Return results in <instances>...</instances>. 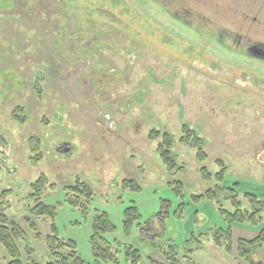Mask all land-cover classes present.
Here are the masks:
<instances>
[{"label": "rangeland", "instance_id": "1", "mask_svg": "<svg viewBox=\"0 0 264 264\" xmlns=\"http://www.w3.org/2000/svg\"><path fill=\"white\" fill-rule=\"evenodd\" d=\"M180 1L0 0V211L26 234L16 243L23 264L47 262L49 235L92 264L98 214L115 225L102 235L121 264L129 245L138 264H247L235 242L264 222H227L220 208L232 212L235 196L217 186L248 208L244 193L264 195V92L253 82L264 64L204 28L264 42V0ZM178 5L206 23L182 24L168 11ZM163 134L171 171L157 151ZM41 176L53 218L30 211ZM130 206L139 217L126 235ZM263 258L264 246L254 256ZM9 261L0 245V264Z\"/></svg>", "mask_w": 264, "mask_h": 264}, {"label": "trees", "instance_id": "2", "mask_svg": "<svg viewBox=\"0 0 264 264\" xmlns=\"http://www.w3.org/2000/svg\"><path fill=\"white\" fill-rule=\"evenodd\" d=\"M180 3V0H177ZM30 63V61H28ZM155 135L153 133L149 136V138H153ZM187 140V139H186ZM163 141L166 143V146L160 143L157 147V151L159 152L166 168L168 171H171L173 168L175 169L177 163L174 161V158L171 157L170 151V137L167 134H163ZM197 141V140H196ZM199 141V140H198ZM197 157L199 159H204L205 153L202 151L201 145H198ZM180 169L182 166H178ZM200 173H202L203 179H209L210 174L206 172L205 168L202 167L200 169ZM223 170H220L219 173L216 174L219 180L223 179ZM45 179L41 176L35 183L32 184L33 191L29 195L30 198L34 200V205L30 211H35L39 214L45 213L46 215H50L51 218L54 216L53 208L50 206L42 204L40 201V196L43 191V184ZM234 183L233 185H236ZM125 187V185H124ZM218 188L226 191L229 194H232L235 197L231 199V207L232 212L227 211L225 209H221V213L224 212L225 219L227 222L233 221L237 224H247L249 226H257L258 223L264 222V195L256 196L252 193H244L243 197L248 199V203L251 204L250 208L246 206H242L240 200L236 198V192L233 188H227L225 186ZM135 189H139L138 187H134ZM72 189H78V185L72 187ZM82 191H86V195L90 196V193L84 188ZM207 193H214L212 190H209ZM71 203L73 201H70ZM139 214L136 206H130L125 210V218L123 221V228L126 235L130 234V230L132 227L133 218H138ZM51 228L54 229L53 223L51 224ZM92 234L90 235V243L92 246V256L93 263L92 264H121L119 261V249L114 248L112 241L103 237L102 234L113 233L115 230V225L108 219L105 214H98L93 221V229ZM145 231H149L148 225L143 229ZM231 228H226L223 234H226L224 238L226 241H231ZM152 235L151 231L148 234ZM26 237L25 232L20 228V226L13 219H10L3 212L0 211V245L6 250L8 255L10 256V261L8 264H23L20 258L19 250L16 246L17 240H23ZM150 238V237H149ZM217 235L214 236L215 242L220 245L217 239ZM46 244L49 251L48 260L45 264H88L79 256L76 250V244L73 241H63L60 240L56 236L49 235L46 237ZM224 241V240H223ZM221 241V243H223ZM115 244L117 242L114 241ZM230 243V242H229ZM232 243V242H231ZM264 246V228L258 230V233L250 238L237 239L235 242V250L240 259L245 261L247 264H264V258L256 261L254 256L257 255L258 250ZM228 248V244H227ZM124 260L127 264H138L141 260V252L139 249L134 248L132 246H124ZM30 257L31 264H37L32 262L33 259ZM32 260V261H31ZM175 264V263H172Z\"/></svg>", "mask_w": 264, "mask_h": 264}, {"label": "flooded vegetation", "instance_id": "3", "mask_svg": "<svg viewBox=\"0 0 264 264\" xmlns=\"http://www.w3.org/2000/svg\"><path fill=\"white\" fill-rule=\"evenodd\" d=\"M168 11L171 15L174 16L179 22L185 24L192 29L193 23L201 22L206 23L205 18L199 17L191 11V8L188 9L185 6H171L168 7ZM195 12V11H194ZM196 13V12H195ZM256 17H254L255 20ZM201 27H198V29ZM208 28V27H207ZM204 28V33L214 37L217 41H220L221 44L226 47V49L233 50L236 53L246 54L248 57L253 59L256 62L264 64V42L261 40H255L247 38L241 33L231 31L229 29H220L214 33L211 29ZM202 33V32H201ZM33 77V76H32ZM254 84H259L264 92V80L255 76L253 78ZM27 84H30L32 89H37V81L35 78L30 79L28 77ZM196 141V139H195Z\"/></svg>", "mask_w": 264, "mask_h": 264}]
</instances>
